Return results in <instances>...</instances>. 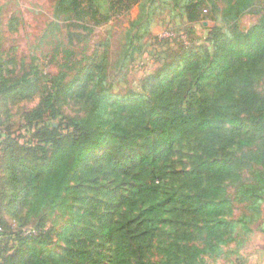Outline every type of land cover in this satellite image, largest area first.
<instances>
[{
    "label": "trees",
    "instance_id": "1",
    "mask_svg": "<svg viewBox=\"0 0 264 264\" xmlns=\"http://www.w3.org/2000/svg\"><path fill=\"white\" fill-rule=\"evenodd\" d=\"M153 1L147 2L146 28ZM165 1L189 23L198 21L206 2ZM254 1L227 0L225 18L236 22ZM84 2L93 0H60L73 5L72 11ZM123 2L111 0L110 10L129 8ZM140 8L145 11L141 3ZM87 12L74 15L83 22ZM213 42L212 53L191 50L173 69L149 76L142 92L119 98L97 84L98 63L68 82L60 72L37 85L38 73L30 71L11 81L0 37L5 110L42 95L25 116L35 141L28 138L21 148L20 135L0 130L6 151L2 195L14 210L16 233L23 236L4 264H197L200 256L217 253L235 227L246 234L247 224L259 222L264 232V94L252 89L253 77L264 71V19ZM61 96L87 110L59 115ZM249 147L261 169L238 191L248 214L229 221L226 185L237 177L234 151ZM53 213L66 217L56 249L23 229L32 220L43 228Z\"/></svg>",
    "mask_w": 264,
    "mask_h": 264
},
{
    "label": "rangeland",
    "instance_id": "2",
    "mask_svg": "<svg viewBox=\"0 0 264 264\" xmlns=\"http://www.w3.org/2000/svg\"><path fill=\"white\" fill-rule=\"evenodd\" d=\"M110 1L93 0L76 7V11H88L82 22L76 19L75 10L72 11L74 6L60 4V0H0L2 58L10 80L16 81L29 71L37 72V85H40V82H49L48 76L64 72L65 82H68L98 63L97 84L111 95L124 98L142 92V83L149 76L173 69L185 53L205 48L212 53L214 39H227L235 31L245 32L264 19V0H255L236 22H229L224 16L227 0H205L195 23L182 18L171 2L154 0L152 22L146 28L148 0H138V4L124 0L123 4L129 8L117 5L113 11ZM140 3L145 7L144 12ZM92 15L93 19L90 18ZM104 17L108 20L94 23ZM186 58L187 55L184 60ZM252 89L264 94V71L253 77ZM41 99L38 92L31 98L8 104L7 110L0 99V122L4 123L0 130H8L12 137L20 135L18 146L21 148L25 147L26 139L35 141L36 136L25 128V116L38 107ZM59 100L56 107L61 116L82 115L87 110L82 102L64 101L63 96ZM16 151L20 153L21 149ZM253 151V147L234 151L238 160L237 177L226 185L231 209V214L227 215L229 221L248 214L238 191L253 183L255 170L261 169L251 160ZM5 152L4 144H0V225L5 231L0 237V264H4L6 255L15 253L19 239L23 237L16 233V224L12 220L14 210L9 199L2 195L6 187L3 183ZM65 219L53 213L47 216L43 228L34 227L36 220H32L23 229L25 234L33 231L41 241L56 249L59 244L56 234ZM247 227L250 232L246 234L235 227L223 237L226 243L218 246L217 253L200 256L197 264H264V232L259 229V222L247 224ZM50 229L48 238L45 233Z\"/></svg>",
    "mask_w": 264,
    "mask_h": 264
}]
</instances>
